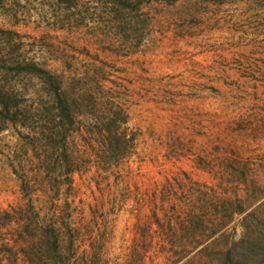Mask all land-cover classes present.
<instances>
[{
  "label": "rangeland",
  "instance_id": "rangeland-1",
  "mask_svg": "<svg viewBox=\"0 0 264 264\" xmlns=\"http://www.w3.org/2000/svg\"><path fill=\"white\" fill-rule=\"evenodd\" d=\"M172 1L150 5L143 39L133 25L120 57L113 39L123 38L100 23L103 6L60 30L66 14L55 0H0V58L87 77L86 89L105 79L137 134L134 154L107 171L80 155L85 143L72 134L78 170L68 180L47 178L28 139L44 121L0 130V211L57 224L71 264H172L166 250L194 247L206 251L181 264H225L219 251L232 248L241 264H264V0ZM0 86L24 106L48 102L25 72L0 70ZM17 226L0 231V264H31L23 250L42 242Z\"/></svg>",
  "mask_w": 264,
  "mask_h": 264
},
{
  "label": "trees",
  "instance_id": "trees-1",
  "mask_svg": "<svg viewBox=\"0 0 264 264\" xmlns=\"http://www.w3.org/2000/svg\"><path fill=\"white\" fill-rule=\"evenodd\" d=\"M158 1L55 0L53 4L63 6L62 9L66 14L59 26L60 30L84 24L81 21L87 20L91 10H94L93 14L98 15L101 13L100 6H103L104 16L100 23L111 25L114 33L123 38L113 39L114 41L119 40L120 47L116 53L121 57L123 56L121 54H126L124 43L129 38L133 25L139 27L137 34L143 39V34L148 30L150 21L148 20V8ZM174 1L179 0L172 2ZM10 62L8 59L0 58V70L25 72L39 78L44 84L43 93L48 102L40 103L35 108V105L24 106L17 92L0 86V130L4 129L9 122L18 123L26 120L27 116L45 122V127L39 131H33L28 139L33 142L32 148L39 158L47 178L51 179L54 174H57V179L64 176L70 180L71 174L78 170L76 165L78 160L68 153V140L74 133L79 134L85 143L86 152H82L80 155L87 156L89 159L93 156L95 164L104 171L122 163L134 154L137 148V134L129 133V128L126 126L128 124L127 109L121 101L122 98L119 99L115 96L112 93L113 89H103L102 83L105 79L92 77L96 87L86 89L87 77L82 78V76L75 75L68 80L64 75L40 65L34 60L17 61L13 63V66L9 65ZM120 86L123 88L124 85ZM38 144L39 147H37ZM223 203L229 210V206H235L236 198H225ZM244 212L245 208L242 205L239 206V209L232 210V214ZM27 213L24 209H14V213L2 211L0 213V231L15 222L18 224L17 227L20 228L22 236L27 234L26 236L32 237L40 234L43 238L42 242L32 246V252L27 253L23 250V254L29 258L31 264L36 261L46 262V264H71L70 245L66 249L63 247L57 224L46 225L41 222L40 224L37 222L38 215L33 219V216H28ZM14 214L18 217L14 218ZM189 214L194 216L193 211H190ZM25 220L28 221V224L22 229L21 223ZM208 238V240L212 239L213 235ZM203 251L206 249L194 247L184 253L166 250L163 254L167 255L168 260H172V264H181L191 258V255ZM8 252L11 256L16 257L13 247H8ZM219 253L226 255L225 264H241V261L236 260L237 256L233 248L227 249L225 253L223 251H219ZM143 257L144 255L140 254V258Z\"/></svg>",
  "mask_w": 264,
  "mask_h": 264
}]
</instances>
